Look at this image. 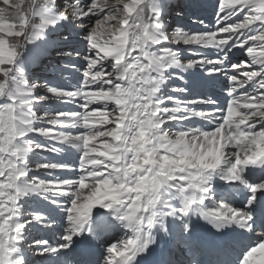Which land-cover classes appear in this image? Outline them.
Wrapping results in <instances>:
<instances>
[{
  "label": "snow or ice",
  "instance_id": "6c2138e0",
  "mask_svg": "<svg viewBox=\"0 0 264 264\" xmlns=\"http://www.w3.org/2000/svg\"><path fill=\"white\" fill-rule=\"evenodd\" d=\"M201 7L0 0V264H264V0ZM64 30L78 83L30 80Z\"/></svg>",
  "mask_w": 264,
  "mask_h": 264
},
{
  "label": "bare ground",
  "instance_id": "6f19581e",
  "mask_svg": "<svg viewBox=\"0 0 264 264\" xmlns=\"http://www.w3.org/2000/svg\"><path fill=\"white\" fill-rule=\"evenodd\" d=\"M168 2L170 4H172V5H175L178 2H182V0H168ZM200 2L202 4V7L198 10L197 15L201 19L204 20V25H200L199 23L194 22L193 21V17H192V13L191 12H187L184 16L187 17V18H191L192 17L191 22L194 23V24L190 25V26H187V25L183 26L185 28V30L195 32V31H199V30H201L202 28H205V27L213 28V26L215 25V22H216V7L215 6H216V3H217V0H200ZM174 21H177V20L175 19ZM167 25H168V28H169V31H170L171 25H169L168 21H167ZM64 35H67V31L66 30H64L63 32L52 33L49 36H47L46 37V41L50 42V46H49V44L41 42V41H37L36 42V44H42L44 47H46L48 49V53H49L48 56L49 57L47 55H45L47 58L45 56H43V57L39 58L38 62H36V63H33L31 61H27L26 62L27 63L26 71H28V73H29V79L30 80L31 79H38L41 82V84H42L45 79H50V78H55V79H57L60 82L61 81H70V80H73L74 78L80 79V73L75 71V70H65L64 75L67 76V79L61 78V76H59V75L53 76L48 71V66L50 65L49 58H52L54 60L55 58L59 57V59H55L54 60L56 64H60L62 61H67L69 63H78V61L75 60V59L68 60L67 57H64L63 55H60L58 52H60L62 48H60L59 51H55L56 53L52 54V51H51L52 49L51 48H53L55 45L60 44L61 40L64 41L62 39V37ZM75 39L77 40V38H75V37L72 38L71 37L68 41H66L67 46L71 47L70 45L73 44V46H72L73 48H79V49L82 50L83 49V45H82V47H80L79 43H78V40L75 41ZM74 45H77V46H74ZM28 47L29 48H34V45L30 44V45H28ZM68 49L63 48V50H68ZM233 51H234V54H235L232 57L233 60H238V59L242 58L241 52H239V51H237L235 49ZM45 58L48 59V63H49V65L47 67H45V65L43 64ZM42 88L43 87H41L40 89H42ZM60 107H69V108L76 109L78 106L75 105V104H71V105L60 106ZM36 138L38 140L43 141V137L37 136ZM40 154L42 156H48L49 155L48 153H40ZM49 158H51V157H49ZM57 158H59V157H57ZM67 159H70L72 161H76L77 160V156L75 154H73L72 156L67 157ZM33 235H37V236H43V235L51 236L52 234L51 233H43V232H40V233L34 232Z\"/></svg>",
  "mask_w": 264,
  "mask_h": 264
},
{
  "label": "rangeland",
  "instance_id": "374dc122",
  "mask_svg": "<svg viewBox=\"0 0 264 264\" xmlns=\"http://www.w3.org/2000/svg\"><path fill=\"white\" fill-rule=\"evenodd\" d=\"M171 14H172V18H169V17H166V21H168V23H169V25H171V27H170V31L173 29V28H175L178 24L179 25H182V26H186L187 25V23H189L190 22V18H187V17H185V16H183V17H177V15H175L176 13H175V11H171L170 12ZM170 19V20H169ZM177 20V21H174V20ZM174 21V22H173ZM185 24V25H184ZM73 37H75V36H73ZM72 37V38H73ZM76 38V37H75ZM77 40H78V38H77ZM76 39H75V41H77ZM69 43V42H68ZM78 43H79V46L80 47H82V44L79 42V40H78ZM62 45V46H61ZM65 45V46H64ZM59 47V48H66V49H71V48H73L72 46L73 45H70L71 47H69V46H67V43H66V41H62L61 40V42H60V44H58V45H55L53 48H51L52 50V54L53 53H56L55 51H59V50H56V48L57 47ZM74 46H77V45H74ZM185 47H187V46H185ZM62 51V50H61ZM61 51L60 52H58L60 55H62L61 54ZM47 58V57H46ZM45 58V60H47V63H48V59H46ZM55 59H59V57H57V58H55ZM54 59V60H55ZM45 60H44V65H45V67H47L48 65H49V63H50V65L48 66V69L53 65V64H56L55 63V61L52 59V58H49V63L47 64V63H45ZM68 60H71L70 58H68ZM57 61V60H56ZM26 65H27V63H26ZM58 65V64H57ZM48 80H51V81H53V83L54 84H56V85H59V86H62V87H70V86H75L77 83H78V81L79 80H70V81H67V82H64V83H61V82H58L57 80H55L54 78H52V79H48ZM39 91H40V94H45V92H46V89L43 87L42 89H39ZM40 156H42L41 154H40ZM40 156H38L39 158H40ZM36 159V158H35ZM36 160H39V159H36Z\"/></svg>",
  "mask_w": 264,
  "mask_h": 264
}]
</instances>
